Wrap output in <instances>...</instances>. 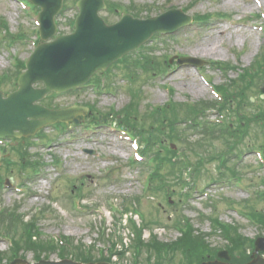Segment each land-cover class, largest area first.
I'll return each instance as SVG.
<instances>
[{
    "label": "rangeland",
    "instance_id": "rangeland-1",
    "mask_svg": "<svg viewBox=\"0 0 264 264\" xmlns=\"http://www.w3.org/2000/svg\"><path fill=\"white\" fill-rule=\"evenodd\" d=\"M72 1L66 0V8L57 19L58 34L70 33V22L76 15ZM107 1L118 4L120 8L127 9L131 6L133 12H129L142 16L143 19L158 16L170 8H180L194 18L207 15L210 22H195L191 27L178 30L174 36L155 38L154 35L152 42L143 45L144 49L139 56L130 58L125 66H115L110 70V79L107 82L111 87L109 94H101L99 90L89 86L80 93L53 101L52 104L56 107L72 104L89 106L92 109V117L102 116V122L106 124L97 130L98 134L94 137L87 139L82 136L84 128L81 126L71 128L70 133L61 132L54 126L47 127L41 130L40 137L38 135L28 139L22 143V147L17 144L16 149H6V165L1 162L4 154L0 147V163L3 164H0V177L4 182L7 180L25 189V192L20 194L14 190H6L3 183L0 187V213L4 211L0 216L4 224L3 233L14 235L13 238L18 243V254L12 259L8 244L11 238H6L5 234L1 235L0 264H8L9 260L13 262L14 259L23 260L28 264L38 261L57 263L64 255L60 256V252L48 242L57 241L56 236L70 242L72 248H78V251L81 244L84 248L92 247L91 253L96 260L106 256L103 261L91 260L90 263L133 264L132 257L136 248L134 245L140 242L142 250L139 256L136 255L139 264H162L159 251L154 250L148 240L156 239L159 244L173 243L180 237L176 227L186 226V223L192 225L194 234L199 239L190 238L189 246L196 251L194 257L198 254H208L214 258L217 251L224 250L228 245L224 233L216 225L217 220L221 224L236 226V229L240 227L238 232L242 237L264 239V230L250 224L248 218L237 210V207L244 206L255 216L256 211L264 212V202L253 196L256 192H264V185H260L264 180V167L258 165L255 154L251 152L263 144L264 130L261 131L252 125V131L250 130L245 138L251 151L243 149L246 143L244 141L239 150L236 148L234 151L242 153L228 164V167L238 173L236 175L242 176L244 183H237L242 181L231 177L226 179V182L218 183L219 163L206 164L205 161L197 179L198 183L188 190V194L191 193L189 200L179 201L177 194L171 195L168 198L172 205L168 206L166 199L161 195L147 194L142 182V173L146 172V169L144 166L130 164L132 151L117 141L116 136L110 135L106 128L107 124L116 123L119 127L120 123H130L141 130L155 131L159 125L173 134L172 140L167 138V144H174L176 149L181 147L186 151L189 148L190 155H193L190 153L191 149L198 154L208 153L210 144H213L211 152L225 151V144L220 140L212 141L210 136H204L198 130L184 129L181 125L183 118L195 113L204 115L205 112L203 107L202 110L197 108L192 115L186 111L183 113V103L215 100L209 89L204 86L201 76L217 87L230 84L242 70L251 67L256 59L261 57L264 62V30L252 31L242 28L241 25L257 24L264 27V18L255 17L258 15L256 9L244 12L248 4H251L250 0H233L234 6L227 4L231 0ZM262 2L264 4V0ZM104 16H107L110 22L119 19L111 13ZM0 18L4 20L3 30L8 29V33L0 30V90L7 93L14 85L11 86L6 78L11 74L15 75L17 60L25 61L32 52V47L21 37L8 41L7 36L26 33L28 39L35 40L37 28L30 19L31 15L23 12L10 0H0ZM240 19L242 21L236 24V27L228 25ZM202 46H206L207 52L199 51ZM142 53L146 57L143 63L145 66L137 63ZM187 55L207 63L200 69L178 67L175 63L165 64L169 58ZM214 62L230 64L241 70L237 72L233 68L232 71L224 72L220 66L214 65ZM128 69L135 74L133 83L127 79ZM13 79L15 83L16 80ZM192 86H200L203 92L196 95ZM242 86L245 85L240 86L244 89ZM252 89L248 87L244 97L254 98L253 104L264 110V105L257 100V91ZM232 93L241 95L238 91ZM238 100L243 103L241 99ZM246 101L247 99L244 100ZM169 102H177V105L169 112L167 122H162L152 109ZM229 103L232 104L231 109L236 107L235 100L231 103L230 99ZM128 107L131 112L124 114ZM213 114L206 117L214 119ZM198 119L199 122L203 120L202 117ZM85 149L94 151L96 155H85ZM204 158L209 159L207 156ZM22 159L25 160L23 165ZM35 171L40 174L35 175ZM188 176L186 172L185 177ZM249 182H252L251 185ZM194 188H198L201 193L196 194ZM171 189L176 193L179 186L177 189ZM118 206L128 211L127 224H122L119 213H116ZM135 209L146 217V222L142 223L141 219L134 215ZM96 210L102 211L103 215H98ZM21 221L36 229L33 236L24 232L25 226ZM17 224L19 227H16ZM138 230L143 234L140 241L134 235ZM102 234L103 238L100 236ZM121 240L127 245L115 248L114 243L123 244ZM194 241L196 243H193ZM101 248L104 249L103 253H100ZM114 249L118 253L122 252L123 258L119 254L116 257L114 254H108ZM237 252L238 250L231 254L232 261L236 258L242 262L248 260L250 251ZM187 254L190 256L192 253ZM260 255L264 257V251ZM169 257L172 264H181L185 255L181 249H172Z\"/></svg>",
    "mask_w": 264,
    "mask_h": 264
},
{
    "label": "water",
    "instance_id": "water-1",
    "mask_svg": "<svg viewBox=\"0 0 264 264\" xmlns=\"http://www.w3.org/2000/svg\"><path fill=\"white\" fill-rule=\"evenodd\" d=\"M32 1L43 7L42 38L47 39L54 32L52 19L60 0ZM103 7L102 0H83L76 33L58 38L52 44L41 43L30 59L28 72L19 79L20 89L7 99H3L0 93V137H28L48 123L73 120L76 110L52 112L34 103L50 91L84 83L94 71L106 68L126 52L137 48L155 31L173 27L158 20L140 22L128 17L115 26L106 27L97 14ZM36 81H43L45 89L33 90L32 83ZM219 256L226 257V254ZM253 264L264 263L256 261Z\"/></svg>",
    "mask_w": 264,
    "mask_h": 264
},
{
    "label": "bare ground",
    "instance_id": "bare-ground-1",
    "mask_svg": "<svg viewBox=\"0 0 264 264\" xmlns=\"http://www.w3.org/2000/svg\"><path fill=\"white\" fill-rule=\"evenodd\" d=\"M254 3H255V0H252L251 1V4H249L248 6H247V10L248 11H251V10H253V7H254ZM227 4L229 5V6H234L235 5V2L233 1V0H231V1H229V2H227ZM258 48V47H257ZM199 51L200 52H207V48H206V46H202V47H199ZM210 51H212V52H214L213 51V49H210ZM193 87V89H195V94L196 95H200L202 92H203V89L200 87V86H192Z\"/></svg>",
    "mask_w": 264,
    "mask_h": 264
}]
</instances>
